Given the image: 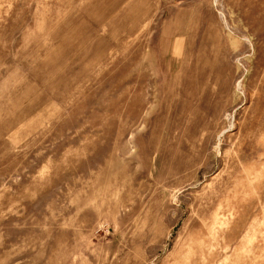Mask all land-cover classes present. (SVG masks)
<instances>
[{"label":"rangeland","instance_id":"obj_1","mask_svg":"<svg viewBox=\"0 0 264 264\" xmlns=\"http://www.w3.org/2000/svg\"><path fill=\"white\" fill-rule=\"evenodd\" d=\"M0 264H264V0H0Z\"/></svg>","mask_w":264,"mask_h":264}]
</instances>
